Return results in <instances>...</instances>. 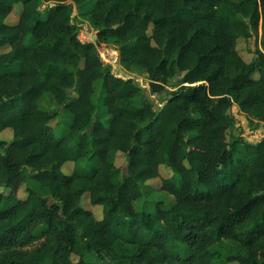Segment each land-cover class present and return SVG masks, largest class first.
I'll list each match as a JSON object with an SVG mask.
<instances>
[{"label": "trees", "instance_id": "1", "mask_svg": "<svg viewBox=\"0 0 264 264\" xmlns=\"http://www.w3.org/2000/svg\"><path fill=\"white\" fill-rule=\"evenodd\" d=\"M89 1L0 0V133L13 132L0 140V189L8 190L0 191V264H100L90 255L264 264V136L227 140L234 106L264 122V52L247 63L237 49L264 32V0H95L85 20L98 42L116 45L123 66L145 70L149 93L174 88L162 106L147 98L141 108L132 104L140 85L78 38L74 9ZM16 4L22 12L9 24ZM99 80L107 122L93 101ZM46 93L59 108L39 107ZM60 107L71 124L57 138L50 123ZM118 152L126 172L114 164ZM162 165L172 176L161 189L175 203L137 210ZM28 179L39 188L21 199ZM86 194L101 220L82 205ZM223 240L245 254H226L216 246Z\"/></svg>", "mask_w": 264, "mask_h": 264}, {"label": "rangeland", "instance_id": "2", "mask_svg": "<svg viewBox=\"0 0 264 264\" xmlns=\"http://www.w3.org/2000/svg\"><path fill=\"white\" fill-rule=\"evenodd\" d=\"M240 1V0H233ZM95 0H90L82 8L76 7L74 9L73 16H75L76 22L80 24V30L78 38L83 42H92L96 44L99 56L105 66H110L112 72L119 77L124 79H132L136 84L140 85L142 91L133 99V106L135 108L143 107L147 98L151 99L155 103V107H160L163 105L165 99L169 96L170 91L174 88L167 87L163 94H151L148 91L149 88V76L145 70L138 67L127 68L122 65L120 60L119 48L113 44H105L98 42L97 31L92 28L90 23L85 20V13L93 7ZM48 4L44 6V11L42 12V17L45 18L47 15ZM22 12L21 4H16L10 17L7 19L9 24H15L18 21L19 15ZM264 40V32L262 27L259 28L257 34H253L250 39H239L237 44L238 52L241 57L247 62H251L254 57V51L259 48L264 52V45L262 44ZM95 94L93 97L94 104L97 107L98 116L102 121L107 122L109 116L106 113V108L103 105V90L102 82L99 80L95 82ZM51 93H46L43 95L39 101V107L43 110H54L59 108ZM231 113L234 117H230L232 127L228 130L227 140L232 141L234 137L241 136L247 143H256L264 136V122L259 118L246 114L242 112L238 106H234ZM71 115L64 111L60 107V113L58 117L51 121L50 126L55 133L57 138L68 135L70 132ZM13 138V132L11 130H5L0 133V140L11 141ZM75 142V141H73ZM114 164L117 168L121 169L122 172H126L127 166V154L118 152L114 157ZM82 166H86L84 162ZM65 173H72L74 170V163L67 162L63 166ZM172 176V171L162 165L160 167V177L156 179L149 180L143 188V197L134 203L137 210H150L154 211L156 204L160 203L162 206L169 207L175 203L174 197L164 192L162 188V182L164 179L170 178ZM38 189L39 186L36 182L28 179V182L24 183L18 193V197L21 199L26 198L28 195V188ZM7 193L8 190L0 189ZM82 205L84 208L91 210L94 216L101 220L103 217V208L101 206H94L90 203L89 195H84L82 199ZM218 248L226 252V254H245L246 250L242 248L239 244L231 240H223L216 245ZM129 248V247H128ZM89 259L99 262L100 264H121L113 262L110 259H100L97 255L88 256ZM72 259L77 261V256H72Z\"/></svg>", "mask_w": 264, "mask_h": 264}]
</instances>
